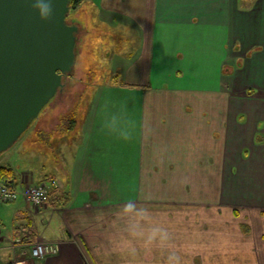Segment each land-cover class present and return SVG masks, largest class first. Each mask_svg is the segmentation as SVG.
<instances>
[{"label": "crops", "instance_id": "1", "mask_svg": "<svg viewBox=\"0 0 264 264\" xmlns=\"http://www.w3.org/2000/svg\"><path fill=\"white\" fill-rule=\"evenodd\" d=\"M86 1L126 48L117 54L114 78L93 92L76 132L62 139L51 134L48 152L23 156L20 164L4 157L14 144L0 152L14 182L58 183L43 206L10 202L26 221L5 234L0 228V235L23 236L25 244L10 250L3 241L0 264H264V204L229 199L231 142L239 147L234 157L249 145L259 147L256 163L264 154L262 97L252 96L250 107L231 106L235 94L251 87L264 95V78L243 75L264 70V8L256 7L263 3L255 1L249 12L232 11L231 0ZM247 33L259 37L245 43ZM231 41L239 46L232 57ZM234 57L241 58L239 67H229ZM114 115L128 139L109 129ZM242 115L249 118L239 120ZM225 210L231 217L255 213L246 220L253 233H240L237 219L218 218ZM45 215L50 221L38 231ZM54 217L61 230L45 236ZM153 229L160 233L150 241ZM35 240L57 244L58 252L33 258L28 243Z\"/></svg>", "mask_w": 264, "mask_h": 264}, {"label": "rangeland", "instance_id": "2", "mask_svg": "<svg viewBox=\"0 0 264 264\" xmlns=\"http://www.w3.org/2000/svg\"><path fill=\"white\" fill-rule=\"evenodd\" d=\"M255 1L257 0H237V6L235 5V1L231 0L232 11H235V7H238V9L242 11L249 9V12H253L257 6L262 7V9L259 10H263L264 0H258L263 4L259 3L256 7H253ZM66 19L69 23H75L79 27V31L76 35V56L73 69L65 79V86L61 91L62 93L56 94L42 108L38 117L34 119L30 126L19 136L11 149H9V151L7 150L8 153H6L4 157L8 158V156L11 155L9 161L14 163L20 164L23 156L30 157L35 151L40 152V150H45L48 152L47 140L50 138L52 139L51 134L55 136L60 135V139H62L61 136L68 138V134L72 130L76 132L80 124L79 120L81 116L86 113L90 105L93 92L99 85L114 78L113 66L118 62L117 54L118 52L121 53L125 51L126 44L120 45L117 43L114 34H112L113 32H111L108 27L97 22L95 9L86 0H83L76 8L70 7ZM243 23L247 24V20L245 19ZM247 28L246 26L245 30H247ZM247 34L248 35L245 34V36L242 37L245 43L259 37L256 35H249V33ZM137 46L136 38L129 32V54L137 53ZM228 49L232 57V53L239 50L238 42L234 43L231 41ZM250 53L252 52H249L247 56L250 55ZM230 64L229 67H239L242 64L241 58L234 57ZM243 75L249 77L250 80L257 81L264 78V70H260L259 67L257 72L250 70L249 74H246L245 69ZM235 95L237 97L231 98V106L250 107L253 106L250 103L253 99L252 96H255V98L261 96L260 106L264 108V95H262L261 92H256L255 88L251 87L247 89L244 94L238 93ZM70 116L75 120L74 125L68 130H61V127L68 124ZM245 118L248 119L249 117L242 115L239 117V120ZM262 126V123L258 124L259 129L260 127L261 129L264 128ZM50 130H52V132H49ZM47 137H49V139H47ZM261 142L263 145L260 150L264 152V134L262 133ZM235 148L236 147L231 142L230 152L232 155L230 168L232 172L230 201L241 205L264 204V154L262 153L261 161L256 163V161L259 160L257 157L261 155L257 153L259 147L255 145L246 146L242 156L239 154L237 157L233 155ZM236 149L238 150L239 147ZM43 155L47 156L45 154ZM29 163L31 162L29 161ZM220 214L224 215L221 212ZM254 214L255 213L252 215L254 216ZM252 215L239 214L236 217H231L226 211L225 216H218V218H227L230 222H232V219H237L240 233L242 232L243 234L249 235L253 233V229H249L246 220H249V218L253 219ZM47 217L48 216L45 215V218H42L43 220L37 222L38 231L45 230V224L48 220ZM25 221L26 218L14 209V204L0 201V228L4 234L12 229L13 224L17 226L19 223H25ZM49 221L50 219L48 222ZM60 225V220L54 217L51 221V227L46 229L45 236L48 233L54 235L58 234L61 230ZM225 229L230 230L232 234L234 228L228 223Z\"/></svg>", "mask_w": 264, "mask_h": 264}, {"label": "water", "instance_id": "3", "mask_svg": "<svg viewBox=\"0 0 264 264\" xmlns=\"http://www.w3.org/2000/svg\"><path fill=\"white\" fill-rule=\"evenodd\" d=\"M42 21L32 0H0V152L10 148L65 86L79 27L70 0H55Z\"/></svg>", "mask_w": 264, "mask_h": 264}, {"label": "built area", "instance_id": "4", "mask_svg": "<svg viewBox=\"0 0 264 264\" xmlns=\"http://www.w3.org/2000/svg\"><path fill=\"white\" fill-rule=\"evenodd\" d=\"M58 188V183L55 179H50L47 182L38 184H21L16 183L12 179L8 181L0 180V201L13 202L19 198L34 206H43L48 204L53 199L51 191ZM3 241L7 242V247L10 250H15L17 247L25 244L23 236L14 238H3L0 235V245ZM31 249V255L35 259H43L49 255L58 252L57 244L35 240L28 243ZM1 248V247H0ZM7 264H29L27 261L12 259Z\"/></svg>", "mask_w": 264, "mask_h": 264}, {"label": "clouds", "instance_id": "5", "mask_svg": "<svg viewBox=\"0 0 264 264\" xmlns=\"http://www.w3.org/2000/svg\"><path fill=\"white\" fill-rule=\"evenodd\" d=\"M55 0H32V7L36 11L37 15L42 21H47L49 20L54 12V5ZM109 129L114 132L119 134L121 137L124 139L129 138V134L123 125L121 118L118 115H114L111 120L108 123ZM134 205H129L128 206V211H133L134 210ZM143 215V213H141ZM160 233V229H153L152 232L148 235V240H153L157 237V235ZM163 238H166V233L163 234ZM170 259H175L179 260V257H176L175 254H173Z\"/></svg>", "mask_w": 264, "mask_h": 264}, {"label": "trees", "instance_id": "6", "mask_svg": "<svg viewBox=\"0 0 264 264\" xmlns=\"http://www.w3.org/2000/svg\"><path fill=\"white\" fill-rule=\"evenodd\" d=\"M81 1L82 0H70V7L76 8L81 3ZM74 122L75 120L70 116V118L68 119V124L66 126L61 127V130H68L72 128V126L74 125ZM12 177H13L12 168L0 164V180L8 181V180H11ZM234 211L235 213L237 212L236 210Z\"/></svg>", "mask_w": 264, "mask_h": 264}, {"label": "flooded vegetation", "instance_id": "7", "mask_svg": "<svg viewBox=\"0 0 264 264\" xmlns=\"http://www.w3.org/2000/svg\"><path fill=\"white\" fill-rule=\"evenodd\" d=\"M62 92H59L58 94H61Z\"/></svg>", "mask_w": 264, "mask_h": 264}]
</instances>
